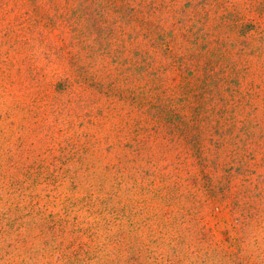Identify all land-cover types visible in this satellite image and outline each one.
Returning a JSON list of instances; mask_svg holds the SVG:
<instances>
[{"label": "rangeland", "instance_id": "374dc122", "mask_svg": "<svg viewBox=\"0 0 264 264\" xmlns=\"http://www.w3.org/2000/svg\"><path fill=\"white\" fill-rule=\"evenodd\" d=\"M0 264H264V0H0Z\"/></svg>", "mask_w": 264, "mask_h": 264}]
</instances>
